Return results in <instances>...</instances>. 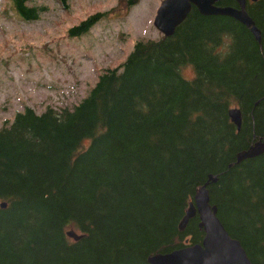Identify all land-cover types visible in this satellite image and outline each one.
<instances>
[{"label":"trees","instance_id":"16d2710c","mask_svg":"<svg viewBox=\"0 0 264 264\" xmlns=\"http://www.w3.org/2000/svg\"><path fill=\"white\" fill-rule=\"evenodd\" d=\"M55 1L68 9L69 0ZM11 3L25 21L46 9ZM246 11L260 41L235 19L192 7L172 36L137 40L78 103L25 106L0 126V264H150L151 255L201 243L198 215L182 231L179 223L205 183L228 234L264 264V152L237 160L264 140V0ZM107 13L68 36L87 34Z\"/></svg>","mask_w":264,"mask_h":264},{"label":"rangeland","instance_id":"374dc122","mask_svg":"<svg viewBox=\"0 0 264 264\" xmlns=\"http://www.w3.org/2000/svg\"><path fill=\"white\" fill-rule=\"evenodd\" d=\"M162 0H139L126 8L123 0H55L39 19L25 21L11 0H0V126L25 106L42 112L78 103L105 69L123 62L137 40L162 37L153 25ZM96 12H108L87 34L70 37L68 29ZM182 75L190 79L192 66Z\"/></svg>","mask_w":264,"mask_h":264},{"label":"water","instance_id":"95a60500","mask_svg":"<svg viewBox=\"0 0 264 264\" xmlns=\"http://www.w3.org/2000/svg\"><path fill=\"white\" fill-rule=\"evenodd\" d=\"M220 0H163L157 9L154 26L165 37L172 36L175 29L186 19L192 7H195L204 16H228L240 22L252 32L257 41H260V31L246 11L247 1L234 0L237 7L220 6ZM231 121L239 130L241 115L239 108L229 110ZM264 152V141L257 140L245 151L237 155V160L252 158ZM213 181H215L213 179ZM208 183L199 187L179 223L182 231L187 223L196 214L199 218L198 226L204 231L201 243L186 245L179 249L156 253L148 257L150 264H252L240 242L232 238L217 216V207L209 202ZM1 206H5L2 203ZM73 240L81 235L75 231H67Z\"/></svg>","mask_w":264,"mask_h":264}]
</instances>
